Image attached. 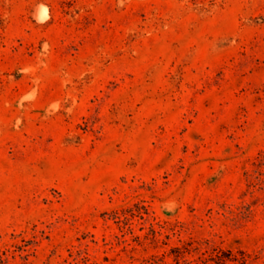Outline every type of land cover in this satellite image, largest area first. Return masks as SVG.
I'll return each mask as SVG.
<instances>
[{
  "label": "rangeland",
  "instance_id": "obj_1",
  "mask_svg": "<svg viewBox=\"0 0 264 264\" xmlns=\"http://www.w3.org/2000/svg\"><path fill=\"white\" fill-rule=\"evenodd\" d=\"M0 264H264V0H0Z\"/></svg>",
  "mask_w": 264,
  "mask_h": 264
}]
</instances>
